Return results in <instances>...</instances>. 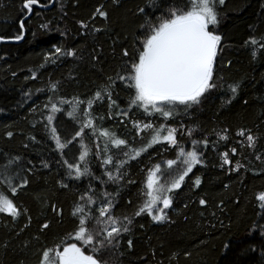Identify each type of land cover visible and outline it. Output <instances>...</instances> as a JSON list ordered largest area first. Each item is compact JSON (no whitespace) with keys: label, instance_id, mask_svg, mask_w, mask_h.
Listing matches in <instances>:
<instances>
[{"label":"trees","instance_id":"16d2710c","mask_svg":"<svg viewBox=\"0 0 264 264\" xmlns=\"http://www.w3.org/2000/svg\"><path fill=\"white\" fill-rule=\"evenodd\" d=\"M23 2L0 0V161L19 157L23 168L14 180L15 196L0 185V191L21 212L15 219L0 213V264H41L46 249H52L54 256L57 248L62 250L71 242L68 236L76 224L72 213L78 202L84 203L80 195L89 187V179L67 178L49 131V98L65 110L55 113L53 121L63 138L80 126L83 112L76 113L78 119H70L69 105L59 101L78 98L85 101L80 107H86L87 100L108 84L118 108L114 107L109 119L107 99L93 104L94 123L99 129L115 133L139 149L152 140L153 132L136 135L132 120L151 122L156 128L165 124L176 129L178 146L155 143L131 160L109 144L107 155L128 159L113 183L104 175L98 158L104 155V138L85 129L89 133L82 141L89 152L86 162L93 176L106 181L102 186H98L99 180L91 181L95 198L111 193L116 217L131 220L129 231H121L114 247L94 254L85 250V254L94 255L100 264H264V209L256 200L264 192V0H224L223 4L215 0L218 24L211 30L222 38L214 64L216 86L198 105L187 109L177 106L166 121L142 109L133 111L127 120L116 115L128 109L133 92L119 74H127L137 45L152 24L168 16L174 6L191 9L197 0H39L31 13L23 8ZM97 8L106 18L99 16ZM12 40L21 41L6 42ZM56 48L62 49L59 56ZM67 51L74 55H65ZM233 85L236 93L231 92ZM101 116L103 120L98 119ZM224 129L229 130L228 139L220 141L218 134ZM241 129L255 137L254 149L236 135ZM205 137L208 147L203 143L198 147L202 163L170 193L167 218L157 223L146 214L136 217L135 211L146 199L149 170L169 159L177 160L179 148L191 151L192 141ZM232 148L237 149V155L231 154ZM81 151L77 144L67 158L78 161ZM225 151L230 165L222 164L220 154ZM236 162L242 165L238 171L232 170ZM112 173L118 175L114 167ZM196 179L200 180L198 187ZM23 181L27 183L19 187ZM61 183L70 187L62 188ZM201 199L205 205L200 204ZM45 223L47 229L43 228Z\"/></svg>","mask_w":264,"mask_h":264},{"label":"snow or ice","instance_id":"6c2138e0","mask_svg":"<svg viewBox=\"0 0 264 264\" xmlns=\"http://www.w3.org/2000/svg\"><path fill=\"white\" fill-rule=\"evenodd\" d=\"M38 3L39 0H24L23 8L31 13L32 6ZM219 3L223 4L224 0H219ZM141 11L143 12L144 9H141ZM96 12L100 17L106 18V13L100 8H97ZM216 24H218V17L215 10V0H197V3L191 9L187 5L174 6L168 16L161 18L158 23L152 24L144 32L143 38L137 45V55L132 58L130 69L126 70L127 74H119V79L124 81L126 86L132 89L133 92L129 94L128 109H121L115 114L123 116L127 120L131 119L133 111L142 109L147 115L159 114L166 121L173 116L177 106H183L187 109L198 105L201 102V97L216 86L213 83L214 64L218 55V46L222 39L219 34L211 30V26ZM81 27H86V25L82 24ZM20 28H24V20L20 21ZM20 38V36L16 37V39ZM252 43L255 44L256 41L253 40ZM61 52L62 49L56 48L57 56ZM64 54L71 57L74 52L67 51ZM253 55H255V52H253ZM124 56H129L127 50L124 51ZM45 59H50V57ZM52 62L55 63L54 60ZM32 78L35 79L36 77L33 76ZM109 80L111 81L112 78L109 77ZM230 88L232 93H236V85L230 86ZM51 90L53 93L57 91L55 84L51 85ZM104 99L108 101V118L111 119L114 107L118 108L116 100L112 96L111 84L97 90L94 97L88 99L86 107L83 108L80 107L85 104L83 100L78 98H73V101L61 99L59 104L69 105L67 115L70 119H78L76 113L83 112V120L80 126L72 129L68 135L62 138L53 121L56 119L55 113L65 110L58 107L51 97L49 98L50 114L47 116L48 125L50 126L49 131L51 139L55 143V150L60 153L61 160L67 169V178L75 181L88 178L89 187L80 195V201L84 203L78 202L72 213L76 224L75 230L69 233L68 236V240L71 242H66L62 246V250L57 248L54 256L52 249H46L42 254L41 264H100V261L94 258V255L85 254V250L98 253L104 248L114 247L118 243L121 231H129L127 224L131 223V220L125 217V223L116 217L114 212L116 203L111 193H101L100 195L103 198L99 200L95 198L91 181L99 180L100 185L98 186L106 184V181L102 177L93 176L86 162L89 152L82 141L89 133L85 129H89L93 136L99 132V137L104 138V155L102 157L98 156V158L101 159V164L105 168L104 175L113 183L122 175L121 169L128 163V159H137L142 152L147 151L153 144L163 141L172 147L178 146L176 129L167 128L165 124H160L156 128L151 122L132 120V127L136 129V135H140L141 132L149 129L153 131L152 140L139 149L130 147L126 140L118 138L115 133L106 129H99L94 123L97 118L93 116V104ZM98 119L103 120L104 117L101 116ZM121 123H124V120ZM165 129H167L166 135L163 134ZM228 131V129H224L222 134H218V140L226 141ZM188 134L191 136V130L188 131ZM8 135L11 136L12 134L8 133ZM236 135L246 139V147L255 148V137L253 135L246 134L243 129L237 131ZM242 142L237 141V143ZM201 143L205 148L208 147V140L205 137L203 140H193L191 151H186L182 147L178 149L177 155L180 158L179 163L184 165L183 169L178 167L177 160L169 159L166 161L168 171L164 170V164H157L149 170L145 182L146 191L144 195L146 199L135 211L134 215L136 217L146 214L157 223L163 222L167 218L165 210L172 205L170 193L179 189L185 177L192 172L197 164L202 163L198 154V147ZM77 144L82 150L78 161L75 158L69 160L67 158L68 154ZM109 144L112 148L123 151L124 156L128 159L120 160L113 155H107L110 151ZM231 154L233 156L237 155V149L232 148ZM220 155L223 157V165L232 163L227 151ZM19 160V157H12L0 161V168L3 169L0 171V185H5L12 196L17 194V186L14 184V180L20 176V171L23 170ZM44 166L47 167V165ZM174 166H177L175 175H173ZM241 166L239 162H236V166L232 170L238 171ZM113 167L118 174L117 176L112 173ZM129 182L132 183V181ZM26 183L27 181H23L19 187H24ZM195 184L198 187L200 180L196 179ZM61 187L68 188L70 185L61 183ZM256 200L259 202V207L264 209V192L258 194ZM129 203L131 204V201ZM205 203V200H200L201 205H205ZM158 205L162 206L158 207ZM53 210L56 211L55 206H53ZM60 212L62 213V210ZM0 213L13 219L21 215L19 207L3 191H0ZM48 227L47 223L43 224L44 229ZM129 245L131 246V241H129Z\"/></svg>","mask_w":264,"mask_h":264},{"label":"rangeland","instance_id":"374dc122","mask_svg":"<svg viewBox=\"0 0 264 264\" xmlns=\"http://www.w3.org/2000/svg\"><path fill=\"white\" fill-rule=\"evenodd\" d=\"M167 128H169V127H167ZM152 130L151 129H149V130H146V131H144V132H141L140 133V137H143L144 135L143 134H146V133H148V132H151ZM153 132V131H152ZM164 135H166L167 134V129H165V132L163 133ZM153 137V136H152ZM160 144H163V145H166L168 148H172V146H170V145H168L166 142H161ZM179 160H180V158H178L177 159V161H178V167L180 168V169H183V167H184V165L182 164V163H179ZM165 171H168L167 169H166V162H165ZM176 167L177 166H174V170L176 169ZM173 170V171H174ZM163 182V181H162ZM162 205H158V207H161ZM167 211V209L165 210V212ZM94 254V253H93Z\"/></svg>","mask_w":264,"mask_h":264},{"label":"water","instance_id":"95a60500","mask_svg":"<svg viewBox=\"0 0 264 264\" xmlns=\"http://www.w3.org/2000/svg\"><path fill=\"white\" fill-rule=\"evenodd\" d=\"M51 7V5L50 6H48V7H44L45 9H49ZM21 40H12V41H6V42H9V43H12V42H14V43H17V42H20Z\"/></svg>","mask_w":264,"mask_h":264}]
</instances>
